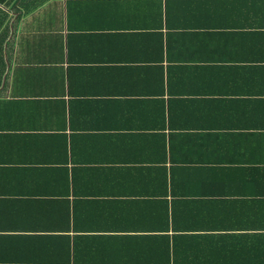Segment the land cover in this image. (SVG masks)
Masks as SVG:
<instances>
[{"label":"crops","instance_id":"crops-1","mask_svg":"<svg viewBox=\"0 0 264 264\" xmlns=\"http://www.w3.org/2000/svg\"><path fill=\"white\" fill-rule=\"evenodd\" d=\"M0 264H264V0H0Z\"/></svg>","mask_w":264,"mask_h":264}]
</instances>
